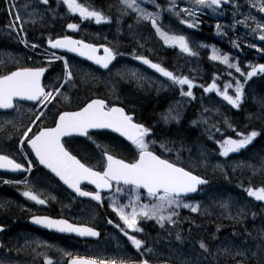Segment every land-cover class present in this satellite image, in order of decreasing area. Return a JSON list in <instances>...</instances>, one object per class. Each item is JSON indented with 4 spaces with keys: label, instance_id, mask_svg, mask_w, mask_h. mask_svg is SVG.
<instances>
[{
    "label": "snow or ice",
    "instance_id": "6c2138e0",
    "mask_svg": "<svg viewBox=\"0 0 264 264\" xmlns=\"http://www.w3.org/2000/svg\"><path fill=\"white\" fill-rule=\"evenodd\" d=\"M3 2L9 17L6 27L10 37L16 38L25 47H30L33 50L41 47L39 43L30 42L27 39L24 28L26 20L20 14L21 6L17 0H3ZM62 3L68 12L78 14L81 21H93L97 25L111 22V18L102 10L85 6L78 3L77 0H62ZM120 4L121 15L135 13L134 19L147 21L164 46L178 49L188 56H197L198 52L190 46L186 35L165 30L161 22L162 11H169L180 16V24L189 29H195L200 23L199 15L205 10L216 11L225 6H231L234 9L238 7L233 3V0H188L187 6L177 8L176 0H171L166 8L155 4L158 10L152 12L141 7L137 0H120ZM48 6L49 0H25L24 8H31V11L26 12L27 22L35 24L37 18L43 21L41 13L46 12ZM251 6L264 13V0H260L258 4L253 2ZM249 21H251L250 24ZM236 23L249 28L260 41H264V22L249 15L238 19ZM78 27L76 23L67 24V28L70 30H77ZM215 27L218 33L225 34L220 32V24H216ZM46 43L48 49L74 53L77 57L91 62L92 65L97 66L93 71L101 69L111 71L110 65L114 67L113 61L118 55H123L109 46L88 43L83 39H74L69 35L49 37ZM232 44L237 49L241 47L237 41H232ZM202 46L206 47V45ZM248 46L255 48L257 52L264 53V47H258L256 44ZM101 49L103 54H100ZM43 56L44 61L39 65L17 66L15 70L9 68L7 71H0V110L4 111L6 117L0 121V129H4L9 124L12 125V129L6 130L4 133L9 140L12 139L8 134L9 131L19 133L15 137L12 151L20 157L18 161L14 155L0 150V170L30 175L34 164L33 159L29 157H34L38 165L43 166V169H46L58 183L65 186L76 197L89 198L97 205L102 206L105 202L102 193L110 194L113 190L115 193H124L125 195L130 193L126 203L113 198L112 195L108 196V207L117 219H108L107 223L118 229L140 256L135 260L132 258L105 260L79 255L72 257L71 253H65L71 257L67 264H150V259L142 257L146 253H151L152 249L146 246L144 239L138 238L136 235L144 231L142 221H154L161 229H164L166 225L174 226L176 224L175 218L178 216L179 209L185 208L190 209L193 213L198 212L200 205L188 203L185 198L189 194L202 191L201 186L208 183L207 179L194 174L190 168L178 164L176 160L165 157L163 152L172 150L168 146L170 142L160 140L159 148L163 151L158 152L156 149L158 140L152 138L153 129L137 121L135 114L126 111L123 106H115L105 98H93L75 109L70 106L58 108V105L69 100L66 95L69 87L78 83L74 74L77 70H74L73 65L65 56L57 55L54 51L49 54L48 50H45ZM132 58L166 78L170 85L179 86L182 96L190 99L196 98L193 88L197 85L193 79L174 74L173 71L168 70L159 62H154L146 55L133 54ZM208 58L224 65L229 70L227 75L232 77L234 83L226 82L221 89L216 78H213L207 86L200 85V87L205 93L214 92L232 108L239 109L244 97L245 84L257 75H264V63H248L242 70L238 60H234L229 53H222L216 47L211 48ZM56 61L61 62V74L45 83V73L49 72V66ZM0 63L3 61L0 60ZM233 70L239 74L240 78H243V82L240 78L233 76ZM127 71L132 79L143 86L141 81L145 77L132 69ZM83 75L91 77L92 72ZM185 86H187L186 91L184 90ZM229 89L233 90V94H229ZM23 102H32L30 109L32 114L27 123L18 126L16 121L19 117L13 114L20 112ZM53 109H55L54 114ZM50 115L52 124L44 125V120ZM179 115V112L173 115V110L169 109L168 112L162 114L161 118L165 122L169 120L178 122ZM7 117H11V119ZM192 123L195 125L197 122L193 121ZM224 124L235 133L236 137L225 136L220 128H215V131L220 133V139L216 141L217 150L219 155L224 158L229 157L230 154L240 153L261 135V132L255 129L246 133L237 131L226 119ZM103 130H110L128 142L126 147L131 156L130 158L119 157L106 148H102L100 166L94 168L77 158V154L73 152V145L79 143L77 137H84L91 141L96 148H101L93 137L100 135ZM216 167L220 168L221 165L217 164ZM261 168H264V163L261 164ZM2 182L22 185L21 195L38 205H47L49 202L33 190L32 181L29 180L28 175H24L22 179H2ZM89 185L93 186L91 190L87 188ZM246 192L256 201L264 202V186L249 187ZM3 206L4 204H0V207ZM222 207L227 209L228 204L224 203ZM31 221L35 225L62 234H75L78 237L100 236L94 226L72 222L67 218L34 215ZM3 230V226H0V232ZM180 239L181 237L178 235L177 240ZM199 247L204 252H208L204 242H201ZM261 252L264 253V245L261 246ZM252 254L255 255V253ZM235 255L243 256L244 253L237 251ZM0 264H4V262L0 261ZM43 264H53V261L46 257Z\"/></svg>",
    "mask_w": 264,
    "mask_h": 264
},
{
    "label": "trees",
    "instance_id": "16d2710c",
    "mask_svg": "<svg viewBox=\"0 0 264 264\" xmlns=\"http://www.w3.org/2000/svg\"><path fill=\"white\" fill-rule=\"evenodd\" d=\"M93 1L94 2L91 7L102 11H108L111 8H117L119 10L121 6L118 2H114V0ZM47 8L49 10L58 9L57 14L63 15L61 14L63 12V7L60 4L56 5V3H50ZM64 12L66 13L65 9ZM8 19L9 17L5 11L4 2L3 0H0V54L2 55L0 60H3V56L5 55H11L21 63L16 66H8L0 63V71H7L9 68L15 70V67L17 66H36L37 61L38 63L40 60L42 62L44 61V59L39 58L40 56H37L38 53H44L45 50H48L49 54L52 52L44 43V38H55L66 34L64 33V26L61 24L64 19L61 17L52 21V25H48V23L43 21L36 23L35 25L25 27L28 40L30 42H37L41 46V48L33 50L30 47H25L16 38L10 37L6 27ZM70 19L72 22H75L72 18ZM107 28L109 27L104 25H95L93 22L82 23V28L78 31L79 33L73 34L69 32L66 35L72 36L76 39H84V41L87 40L86 42L95 43L97 45L106 44V46L110 47L112 42L109 36L106 35V31L108 30ZM92 37L93 40H91ZM108 40L111 42L110 45ZM117 41L119 43L115 47V50L122 53L123 55L121 56H124L125 58L127 54L126 49L124 50L125 45H121L125 44V41ZM242 54H244L243 57L246 58L247 62H253V53L251 51H247V47H245V45H243ZM60 55L65 56L69 60V63L73 65L74 70H77L74 74L78 83L68 89L66 94L68 95L69 100L58 105V108L70 106L75 109L89 99L105 98L109 102L125 107L126 111H130L135 114V119L137 121L153 128L157 140L167 139L170 144L174 145L176 148L180 147L183 150L192 147L193 144L199 143L200 146L204 147L206 145L209 149L211 148L217 151V147L214 145L213 141L220 139V133L215 131L214 126L211 127L209 124L206 126V124L202 123L199 119L201 114L205 112V109L210 110V108H214V110H211V113L208 114L218 116L219 119L216 126L221 129V132H223L225 136H233V138H236L235 133L225 126V119L232 124L237 131L246 133L247 131L255 129L261 132V135L256 137L252 144H250L246 149L241 150L240 153L230 155L226 160V164L239 165L237 171H234L230 168V166L228 172H221L216 170H197V168L193 169L188 165H184L186 168H190L195 174L201 175L210 181V185L203 188L202 191L207 190L216 191L218 193L223 192L225 195L235 197L239 205H247L250 212L254 210V221H249L247 218L244 220L239 219L230 221L210 216L203 217L199 215L185 214L184 217L186 221L182 222V228L184 229L183 235L185 237L182 239V242L191 245L195 249V254L197 253L198 256L202 255L206 257L203 263L194 262L192 264H264V253L259 258L238 256L235 259H225L219 254L217 255L216 251L218 246L216 244L219 243H216V239L219 237L224 238L223 240H227L226 238H235L241 242H247L252 238V235H254L253 229L256 226L263 225L264 227V217L262 218L260 213L264 205L261 202L256 201L253 197H249L246 192V189L249 187L264 186V168H261V164L264 163V75H257L245 84L244 97L239 109H234L230 105L223 104V101L218 99L215 94H211L205 99L198 96L196 108L192 109L188 115H186L183 124L166 126L162 124L161 117L165 111V106H167V100L159 97L155 90L148 89L147 86L142 83L141 84L143 86H140L138 83L133 84L131 82V84L128 81L121 84V82H123L121 78L116 77V80L118 79L116 81L114 78L112 79L110 77L111 71H93L96 67L89 63L80 62L81 60L79 61V59L65 54ZM51 66L53 67V72L55 74L61 73V63H52ZM83 66H87L88 69ZM87 72H92L93 76L85 77L83 74ZM103 76L106 77L104 78ZM108 77H110L109 80ZM48 78L49 77L46 76V80ZM103 79L105 80L103 81ZM110 80L114 82L112 83ZM119 80H121V82ZM106 82L108 83L106 84ZM96 92L97 94H95ZM198 99H200V102ZM204 104L207 105V108L200 110ZM27 106L30 108L32 107V105ZM217 108H220V113H218V115L216 114V111L218 110ZM54 113L55 109H53V114ZM31 114L32 113H30L29 118L31 117ZM29 118L25 121H20L18 126H22L24 123H27ZM191 120H195L197 122L194 128L190 127ZM50 124H52L51 115L44 120V125ZM10 129H12V125H7L4 129H0V150L17 156V154L12 151V148L15 145V137H17L19 133L16 131H9L8 134L12 137V139L9 140L4 133L6 130ZM96 138L98 139V142H100L102 148H106L109 152L115 153L119 157L130 158L131 153L127 150V143L124 141L118 139L117 137L110 136L107 141L112 142V144H108L104 141V136ZM78 144L79 146L73 148L74 154H77V157L81 159L82 162L97 166L99 154L95 151V149L84 140H79ZM251 167H253V169ZM37 168L40 171H43L38 165ZM3 192L11 195V192L7 189ZM4 198L5 199L0 200V204H4L3 208L5 209L3 210L0 207V223L4 226L8 225L13 228L14 224L11 222H13L18 215L14 212L12 207L8 205L11 199L8 197ZM198 198L199 195H195L185 199L195 200ZM259 213L261 217L259 216ZM255 214L257 215L255 216ZM100 223L103 224V221ZM145 232L146 234H142V237L145 241L149 242H155L157 235L162 239H168V236H175L174 232L171 233L166 229H159V227L155 224H152V226H146ZM261 241H264V236ZM191 242H193V244H191ZM201 242L206 244L208 252H204V250L199 247ZM3 249L6 248L3 246Z\"/></svg>",
    "mask_w": 264,
    "mask_h": 264
},
{
    "label": "flooded vegetation",
    "instance_id": "af4514ba",
    "mask_svg": "<svg viewBox=\"0 0 264 264\" xmlns=\"http://www.w3.org/2000/svg\"><path fill=\"white\" fill-rule=\"evenodd\" d=\"M150 0H137V3L140 4L141 7L145 8L147 11L155 12L158 9L154 4L149 2ZM244 0H233L234 4H240ZM17 2L24 3L25 0H17ZM78 3H84L91 7L93 0H77ZM114 2H118L120 4V0H114ZM141 2L145 3V6L141 5ZM157 2V0H156ZM161 8H166L170 4V0H158ZM50 3H62V0H49ZM188 0H181V2L176 3L177 8L187 6ZM121 5V4H120ZM92 8V7H91ZM94 9V8H93ZM155 9V10H154ZM228 9H232L231 6H225L222 9L216 10L219 13L225 12ZM106 15L111 18L113 22V26L116 24V19L121 16L120 9L111 8L108 11H103ZM260 12L258 11V14ZM129 19H134L135 13L125 14ZM180 16H177L169 11L161 12V22L165 30L174 31L176 33H182L186 35L190 41V46L198 52L197 56H188L187 54L181 53L178 49L169 48L163 45V42L155 35L154 30L151 28L148 22H144L142 31L144 37L148 38V44H144V42L139 45L138 42L133 40L125 41L124 50L126 49L127 63L129 66H134L135 63L141 65V63L132 58L133 54L136 55H146L154 62H159L162 66L168 68V70L173 71L174 74L187 76L190 79H193L195 83H197V87L193 88L194 96L197 98L198 96L203 97L204 99L210 96V93H205L203 88L200 85L207 86L211 77L215 75L224 76L222 65L217 62L211 61L208 57L212 47H216L222 53H227L228 50V40L229 37L233 38L237 34L240 33L239 30L233 33L232 26L229 25L231 21L225 19L222 21L220 18H216L211 15L209 10H205L202 14L199 15V25L195 29H189L185 25L180 24L179 22ZM140 22V21H139ZM216 24L221 25L220 32L225 34H220L216 30ZM127 28L131 27L130 24H126ZM230 26V27H229ZM241 28V27H240ZM111 38L112 45L111 47L115 50V47L119 43L117 38L113 36H109ZM84 40V39H83ZM87 41V40H86ZM85 41V42H86ZM109 41V40H108ZM139 41V40H137ZM109 41V45L111 44ZM120 42H123L120 40ZM241 47V53L243 51V41H238ZM89 43V42H88ZM202 45H206L202 46ZM140 46V47H139ZM229 51V50H228ZM232 52V51H231ZM237 51V55L241 54ZM260 55L257 58L255 63H264V53L258 52ZM148 72L152 75H155L156 79H159L163 83H168L169 86H162L157 89L156 92L159 97L167 100L165 106L166 113L169 109H173L172 105H177L175 110H179L182 113L181 120L178 123L174 122H165L162 119V124L166 126L172 125H181L185 121L186 115L196 108V98L191 99L185 97V99L175 100V96L173 95L174 85H170V82L166 80V78L160 76L158 73H155L153 70L147 69ZM46 72V76H47ZM46 78V77H45ZM45 82V80H44ZM209 82V83H208ZM162 85V84H161ZM186 91V89L184 88ZM67 95V94H66ZM188 98V99H187ZM181 99V98H180ZM190 100V101H189ZM109 102V101H108ZM117 105L116 103L109 102ZM22 105H32L27 103H22ZM0 118H4V112H0ZM195 120H191L190 127L194 128V124L192 122ZM18 125V123H17ZM153 129V128H152ZM35 131V128L33 129ZM105 137L104 141L108 144H112V142L107 141L109 137H117L115 135L102 132L100 135L95 137ZM93 137V139L95 138ZM118 139L124 141L123 139L117 137ZM153 139H156L153 130ZM79 140L86 141L91 147L95 149V145L92 144L86 138H76ZM95 138L94 140H96ZM164 142H169L167 139H162ZM159 141L156 145V149L160 152ZM125 143H128L124 141ZM97 144L100 143L97 141ZM169 145L174 148V145ZM79 146V144L73 145V148ZM101 146V145H100ZM74 151V150H73ZM96 152H99L95 149ZM15 158L19 161L20 157L15 155ZM33 159L34 167L32 169V173L29 174H21V173H11V172H0V200L5 199L4 197L10 198V202L8 205L12 207L14 212L18 215V217L11 223H13V228L8 225L4 226L0 223V226H3V231L0 233V261H3L4 264H43L44 259L50 258L53 261V264H67V261L71 258L65 253H71L72 257L74 256H88V253L83 252V247L95 246L101 240L105 239L107 232L112 236L119 238L121 242H123L124 246L127 248V254L125 258H132L135 260L140 256L139 253L135 251V249L131 246L130 242L126 240V238L119 232L118 229L114 228L112 225H107L108 218L116 219L115 214L111 212V209L108 207V196L115 194L113 190L112 193H102L105 197V202L102 206L97 205L96 202L91 201L90 199H82L76 197L75 194L71 193L67 190L62 184L58 183L55 178L51 176L50 173L43 170L40 165L34 160V157H29ZM97 166H93L97 168L101 163V153L98 155ZM37 163V164H36ZM43 171H40L37 168ZM90 165V164H89ZM24 175H28L30 181H32L33 190L41 194L42 198L47 199L48 205H38L33 201H30L21 195L23 191L22 185L15 184H4L2 179H22ZM53 184V185H52ZM52 186V187H51ZM56 186V187H55ZM89 190L90 187L87 186ZM7 189L11 192V195L4 193L3 191ZM46 189V190H45ZM54 191H53V190ZM48 190V191H47ZM52 190V191H50ZM42 191V192H41ZM45 192V193H43ZM55 193V194H54ZM51 194V195H50ZM49 195V196H48ZM44 196V197H43ZM49 197V198H48ZM54 197V199H53ZM53 199V200H52ZM122 200V198H121ZM52 202V203H51ZM1 203V202H0ZM46 206V207H45ZM5 210L3 207H1ZM85 212V213H84ZM88 212V213H87ZM87 213V214H86ZM84 214V215H83ZM108 214V216H107ZM34 215H47L52 218H67L72 222L81 223V224H89L90 226H94L101 233V237L99 240L91 241V240H83L81 238H77L74 236H69L65 234H59L54 232L44 231L42 229L34 227L30 224V220ZM90 215V217H89ZM103 221V224L100 223ZM154 224L153 221H142V226L144 231L142 233L137 234L138 238H142V234H146L145 227L152 226ZM108 227L107 229H104ZM159 236L157 235V238ZM162 239V238H161ZM99 241V242H98ZM146 246L150 247L155 251H159L157 245L152 241H145ZM3 246L8 249H3ZM58 248V250L56 249ZM150 256V257H149ZM150 259V264H177L172 262L168 256L163 258V255L153 256L152 253H146L144 257Z\"/></svg>",
    "mask_w": 264,
    "mask_h": 264
},
{
    "label": "rangeland",
    "instance_id": "374dc122",
    "mask_svg": "<svg viewBox=\"0 0 264 264\" xmlns=\"http://www.w3.org/2000/svg\"><path fill=\"white\" fill-rule=\"evenodd\" d=\"M151 4H159L158 0L156 2V0H150L149 1ZM171 2V0H170ZM181 2V0H176V3ZM259 3L260 0H244L242 3L240 4H236L238 5L237 8H233L232 9H228L225 12L219 13L217 11H213L211 9H208L211 13V15H213L216 18H220L222 21H224L225 19L228 21H231V23L229 25L232 26V31L233 33L236 32L237 30L240 31L239 34H237L235 37L230 38L227 42L228 44V50L226 51L227 53H229L232 58L234 60H238L240 63V66L243 69H245L246 64L251 63V64H258V63H254V62H247L246 58L243 57L244 54L241 53V50L235 48L232 44V41H243V45H245V47H247V51H251L253 53L252 57H255L256 59L260 57V55L258 54V52L256 51L255 48H252L248 45L251 44H256L258 47H264V41L260 42L258 40V38L256 37V34H253L249 28H245L242 24H238L236 23V21L238 19H242L244 16H249L252 15L254 16L258 21L264 22V18L259 16L258 14V9L257 8H253L251 5L252 3ZM21 6V16L23 18H25L26 22L24 24V28L25 27H29L31 25H35L36 23L39 22H43L45 21V23H48V25H52V21H55V19H58L59 17L63 18L64 20H62L61 24H63L64 26V33H79V29L82 28V23H88V22H93V21H81L78 14H73L67 11V8L65 5H63V3H56V4H60L63 7V12L60 14L58 13V9L57 10H49L47 8L46 12H42L41 15H43V21H41L39 18H37L36 23L32 24L30 22H27V16H26V12L27 11H31V8H24V3H20L18 2ZM86 6V4H84ZM141 5L145 6L144 2H141ZM88 6V5H87ZM121 8V6H120ZM64 9L66 10V13L64 12ZM155 10V9H154ZM68 12V13H67ZM75 20V22H72L71 19ZM79 22V24H78ZM144 22L147 21H138L136 19H129L128 17H126V15H121L119 18L116 19V24L113 26V22L111 21L110 23H101L99 25H104L107 26L109 28H107L108 30L106 31L108 36H113L114 38H117V40H126V42H128L129 40H133L135 42H138V44L142 45V43L144 42V44H148L147 42L149 41L147 37H144L143 34V24ZM68 23H76L78 24V29L77 30H70L67 28V24ZM94 23V22H93ZM141 23V24H140ZM251 23V21H249V24ZM126 24H130L131 27L127 28ZM97 25V24H95ZM230 27V26H229ZM241 27V28H240ZM65 34V35H66ZM28 39V38H27ZM48 38H44V43L46 44V46L48 47L46 41ZM111 39V38H110ZM139 40V41H137ZM239 43V42H238ZM140 47V46H139ZM41 48V47H39ZM232 51V52H231ZM240 52V55H237L236 53ZM2 55L0 54V57ZM37 56H40L39 58L44 59L43 53H38ZM127 59L124 58V56L119 55V59L117 56V60L116 63L114 64V67H112L111 73H110V77L116 79V77L121 78L124 82L129 81L134 83H137L134 79H132L129 74H128V69H132L136 72H138L139 74H141L143 77H145V79L143 81H141V83L145 86H147L148 89H153L155 90V92L157 91V89L159 87L164 86H169L168 83H163L161 82L159 79H156L154 77H156L155 75H152L148 72V68L145 67L144 65H140L138 63H135V65L133 66H129L127 61ZM3 64L8 65V66H16V65H20V61H17V59H15L13 56L11 55H5L3 56ZM254 61V60H253ZM18 62V63H17ZM39 63H42V61L40 60ZM37 61V65L39 64ZM54 63H61L59 61H56ZM218 63V62H217ZM220 65V64H219ZM223 67V72H224V76H220L219 75H215L214 77H211V80L209 82H211L213 80V78H216V82L218 83V85H220L221 89L223 88L224 83L226 82H233L232 81V77H229L227 75V72L229 71L224 65H222ZM150 70V69H149ZM61 73L55 74L53 72V67L50 65L49 66V73H47V76L49 77L47 80L45 78V83L48 82V80L53 79L55 77H57V75L59 76ZM233 76L240 78L239 74L235 73L233 70ZM51 77V78H50ZM110 77H108V80L110 79ZM256 77V76H255ZM243 82V78H240ZM208 82V83H209ZM162 84V85H161ZM197 85V83H196ZM198 86V85H197ZM157 88V89H156ZM187 90V86L184 87ZM70 89V87H69ZM173 91V95L175 96V100H181V103H183L182 101L185 99V96H182L180 94V89L179 86H175V88L172 90ZM158 93V92H156ZM210 94H215L210 93ZM229 94H233V90L229 89ZM216 95V94H215ZM216 97L218 99H222V97H219L216 95ZM181 98V99H180ZM188 99V98H187ZM191 100V99H190ZM189 100V101H190ZM195 100V99H194ZM200 102V99H198ZM196 102H197V98H196ZM223 104H227L226 101L223 100ZM228 105V104H227ZM174 108L173 110V115L176 112H179V120L178 122L181 120L182 117V113H180L179 110H175L177 108V105H172ZM207 108V105L204 104V106H202L200 108V110H203ZM30 107L26 106V105H22L20 112L18 114L14 113L13 115H18L19 119L16 121V123H19L20 121H25L29 118L30 116ZM211 110H214V108H210V110L207 109V111H205L204 113L201 114V116L199 117L200 121L202 123H206V126H208L207 124L214 126V128H216V123L218 122V116H214L212 114H208L210 113ZM218 115V114H217ZM6 117H4L2 120H4ZM8 119H11V117H7ZM169 122H174V123H178L175 120H169ZM21 124V123H20ZM23 124V123H22ZM11 125V124H9ZM210 130V129H208ZM207 130V131H208ZM217 140H214V145L216 147ZM91 142V141H90ZM97 142V141H96ZM197 145V146H196ZM169 148H171L172 150L170 152H163V155L169 159H173L176 160V162L178 164L181 165H188L190 167H192L193 169L197 168V170H208V171H221V172H228L229 166L230 168H232L234 171H237L239 168V165L236 164H226V160L229 158H224L221 157L219 155L218 150L215 151L213 149H209L208 146H200V144H193L192 147L190 148H186V149H182L180 147H175L172 148L170 145H168ZM95 149L97 151H99L101 153V148H96ZM160 151H163L162 149H160ZM99 152H97L99 154ZM232 155V154H230ZM220 164L221 167L217 168L216 165ZM253 169V167H251ZM251 169V170H252ZM131 194L129 193L128 195H125L124 193H115L113 194V198H117L120 199V201L122 203H126L128 197ZM122 198V200H121ZM108 200V198H107ZM146 202V201H143ZM186 202L188 203H198L200 205V210L196 213H193L190 209H185V208H181L178 210V216L175 218L176 219V224L174 226H168L166 225L164 229H166L168 232H174L175 236H168V239H161L160 237H158L155 240V244L157 245L159 251H151L153 256H157V255H163V258L168 256L169 259L172 262H175L177 264H192L194 262L196 263H203V261L205 260V256L202 255H197V253L195 254V249L191 246L186 244L185 242H182V239H184V229L182 228V222L186 221L184 215L185 214H191V215H199V216H210V217H216L217 219H223V220H244L245 218L249 219V221H254V210H252L251 208V212L248 209L247 205H239L237 203V199L235 197L229 196V195H225L223 194V192L218 193L216 191H207V190H203L199 193V198L195 199V200H186ZM260 202V201H258ZM227 203L228 204V208L225 209L222 207V204ZM264 205V202H261ZM262 218L264 217V207L262 209V211L260 212ZM259 213V216H260ZM257 214H255L256 216ZM260 216V217H261ZM90 217V215H89ZM117 219V218H116ZM154 222V221H153ZM154 224L156 226L159 227V225H157L155 222ZM254 224V223H253ZM108 227L104 228L107 229ZM159 229H161L159 227ZM163 233V231H162ZM139 234V233H137ZM136 234V235H137ZM251 234V232H250ZM253 234L252 238L250 240H248L247 242L244 241H239L235 238L233 239H229L226 238L227 240H223L224 238L219 237L218 239H216V251H217V255L219 254L222 258H228V259H235L238 257V255H235V253L237 251L244 253L243 256H249V257H256L259 258L263 253L261 252V246L264 245V241H261V239L264 236V227L263 225H258L253 229ZM180 236L181 239L177 240V236ZM173 240H172V238ZM191 244H193V242H191ZM58 250V248H56ZM83 252L88 253V255H90L93 258H102L105 260L108 259H122L126 257L127 254V248L124 246L123 242H121L119 240V238L112 236L111 234H109L107 232L105 239L102 240L101 242H99L97 245L95 246H89L86 247V245L83 247ZM252 253H255V255H253ZM150 257V256H149ZM205 263V262H204Z\"/></svg>",
    "mask_w": 264,
    "mask_h": 264
},
{
    "label": "water",
    "instance_id": "95a60500",
    "mask_svg": "<svg viewBox=\"0 0 264 264\" xmlns=\"http://www.w3.org/2000/svg\"><path fill=\"white\" fill-rule=\"evenodd\" d=\"M261 15L264 17V13H261ZM75 39V38H74ZM259 40V39H258ZM260 41V40H259ZM260 42H262V41H260ZM50 51H54V52H56V53H61V54H65V55H68V56H72V57H75V58H77V59H79V60H81V61H83V62H86V63H89V64H91V62H88V61H85V60H83V58H80V57H77L74 53H67V52H65V51H63V50H51V49H49ZM100 54H103L102 53V49H101V53ZM117 60V59H116ZM116 60L115 61H113V65L116 63ZM92 65V64H91ZM94 67H97V66H95V65H93ZM145 66V65H144ZM112 67V65H110V68ZM145 67H147V66H145ZM151 70V69H150ZM100 71H102V72H108L107 70H103V69H101ZM45 77H46V73H45ZM45 77H44V80H45ZM23 103H27V104H32V102H23ZM0 112H4L3 110H0ZM93 131H95V130H93ZM102 132H105V133H109V134H112V135H115V136H117V137H119L118 136V134H116V133H112L110 130H103ZM79 138H84V137H79ZM119 138H121V137H119ZM121 139H123V138H121ZM78 158V157H77ZM79 159V158H78ZM38 163V162H37ZM41 166V165H40ZM41 168L43 169V166H41ZM43 170H45V171H47L46 169H43ZM0 172H7V171H3V170H0ZM48 172V171H47ZM195 174V173H194ZM208 181V180H207ZM210 185V181H208V183L207 184H205V185H202L201 186V188H205V187H207V186H209ZM65 187V186H64ZM88 187H90V188H92L93 186H88ZM66 188V187H65ZM70 191V190H69ZM71 192V191H70ZM72 193V192H71ZM105 193H107V192H105ZM199 193V192H198ZM198 193H194V194H189V196L188 197H192V196H195V195H197ZM74 194V193H73ZM188 197H186V198H188ZM79 198H81V197H79ZM82 199H89V198H82ZM30 224H32L34 227H36V228H39V229H42V230H44V231H48V232H54V233H58V232H56V231H54V230H48V229H45V228H43V227H41V226H38V225H35V224H33L32 223V221L30 220ZM98 231V230H97ZM1 233V232H0ZM99 233H100V231H99ZM59 234H62V233H59ZM65 235H69V236H74V237H77V238H81V239H83V240H91V241H96V240H99L100 239V237H101V233H100V236L99 237H78V236H76L75 234H65Z\"/></svg>",
    "mask_w": 264,
    "mask_h": 264
},
{
    "label": "bare ground",
    "instance_id": "6f19581e",
    "mask_svg": "<svg viewBox=\"0 0 264 264\" xmlns=\"http://www.w3.org/2000/svg\"><path fill=\"white\" fill-rule=\"evenodd\" d=\"M56 5H59V4H56ZM48 7H49V6H48ZM106 35H108V34H106ZM95 36H96V35H95ZM106 38H107V37H106ZM91 40H93V37L91 38ZM102 40H104V39H102ZM106 40H107V39H106ZM108 42H109V41H108ZM101 45H102V44H101ZM105 45H106V44H105ZM110 47H111V46H110ZM120 52H122V51H120ZM123 53H124V52H123ZM118 56H119V55H118ZM118 59H119V57H118ZM79 61H80V60H79ZM80 62H83V61H80ZM70 64H71V63H70ZM82 65H83V64H82ZM80 66H81V65H80ZM83 67H87V66H83ZM85 69H86V68H85ZM85 69H84V70H85ZM87 69H88V67H87ZM87 69H86V70H87ZM87 73H88V72H87ZM108 74H109V73H108ZM57 76H58V75H57ZM92 76H93V74H92ZM107 76H108V75H107ZM103 77L105 78L106 76H103ZM50 78H51V77H50ZM112 79H113V77H112ZM101 80H102V77H101ZM104 80H105V79H103V81H104ZM114 80H116V79H114ZM117 80H118V79H117ZM117 80H116V81H117ZM106 81H107V80H106ZM110 81H111V80H110ZM119 81L121 82V80H119ZM100 82H101V81H100ZM111 82H112V81H111ZM113 82H114V81H113ZM113 82H112V83H113ZM120 82H119V83H120ZM128 82H129V81H128ZM107 83H108V82H106V84H107ZM122 83H124V81L121 82V84H122ZM130 83H131V82H130ZM127 84H128V83H127ZM131 84H132V83H131ZM135 84H136V83H135ZM114 85H115V84H114ZM118 86H119V85H118ZM135 86H136V85H135ZM109 88H110V86H109ZM117 88H118V87H117ZM96 89H97V87H96ZM98 90H99V89H98ZM109 90H110V89H109ZM96 91H97V90H96ZM92 94H94V93H92ZM95 94H97V92H96ZM95 94H94V95H95ZM115 94H116V93H115ZM111 95H112V94H111ZM79 98H80V97H79ZM106 100H107V99H106ZM108 100H109V99H108ZM74 101H75V100H74ZM81 102H82V101H81ZM79 103H80V102H79ZM94 137H95V136H94ZM95 138H96V137H95ZM95 138H94V139H95ZM96 140H97V139H96ZM99 140H100V139H99ZM97 141H98V140H97ZM101 142H103V141H101ZM99 143H100V142H99ZM126 145H127V144H126ZM52 185H53V184H52ZM51 187H52V186H51ZM55 187H56V186H55ZM45 190H46V189H45ZM52 190H53V189H52ZM52 190H50V191H52ZM47 191H48V190H47ZM53 191H54V190H53ZM41 192H42V191H41ZM43 193H45V192H43ZM41 194H42V193H41ZM54 194H55V193H54ZM50 195H51V194H50ZM48 196H49V195H48ZM43 197H44V196H43ZM48 198H49V197H48ZM52 200H53V199H52ZM51 203H52V202H51ZM47 205H48V204H47ZM45 207H46V206H45ZM84 213H85V212H84ZM87 213H88V212H87ZM87 213H86V214H87ZM83 215H84V214H83ZM88 225H89V224H88ZM100 240H101V239H100ZM101 241H102V240H101ZM98 242H99V241H98Z\"/></svg>",
    "mask_w": 264,
    "mask_h": 264
}]
</instances>
